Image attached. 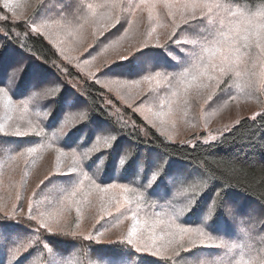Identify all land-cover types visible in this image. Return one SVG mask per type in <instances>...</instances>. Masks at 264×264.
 Instances as JSON below:
<instances>
[{
  "label": "trees",
  "instance_id": "obj_1",
  "mask_svg": "<svg viewBox=\"0 0 264 264\" xmlns=\"http://www.w3.org/2000/svg\"><path fill=\"white\" fill-rule=\"evenodd\" d=\"M238 1L255 5L264 0ZM99 2L100 0H79V4L84 5V8L83 10L80 8L74 10L75 18L69 16L67 19H61L57 16L55 20L49 19L48 23L77 29L80 23L88 20L86 5L92 4L97 11H100L103 7H100ZM38 10L39 0L36 1L26 17H20L15 23H11L12 13L0 4V17H7L9 21L7 23L0 22V27L5 30L14 28L16 32L21 33L18 40L12 37V42L7 43V47L11 49L13 54L12 60L13 62H22L26 66L25 73L17 81L19 86L15 95L9 92L12 102L18 107L16 108L18 114H16L17 119L15 121L20 123L21 131H28L31 127L36 128V133L23 138L21 147L26 145L35 146L39 149L35 155L30 156L33 158H27V160L18 156L12 150V145H7L3 151H0V159H2L0 166V206L6 203L9 206L15 204L18 209H23L22 216L28 212L30 203L33 208H40L42 211L48 207L55 210L56 213L68 214L62 211L64 207L69 205V201L63 199L66 194L76 190V196L71 201L78 200L79 205H81V203L92 201V196L97 191L94 187L95 184L104 187L109 183H128L126 180L115 178L113 168V162L118 158V155L125 153L130 154V159H132L129 161V171L137 166L139 160L145 161V172H148L149 166L154 165L158 160L168 161L164 174L157 181V184L153 185V189L157 192L172 188L174 185L170 184L169 180L185 173L186 170L180 169L174 161V159H181L191 163V165H196L210 177L224 183V186L243 191L264 204V110L255 117L244 116L240 118L229 129L221 131L220 137L216 141H208L206 144L205 141L207 140L197 136L196 138L187 137L185 140H174L162 133L155 123L145 119L139 111V106L141 103H147L146 97L152 91V87L155 90L159 89L160 97L170 89L173 91L184 89L182 79L188 80L190 75L181 77V74L187 67H179L175 71L174 60L176 59L173 60L172 57L167 56L158 57L155 55L158 50L144 49V54L137 53L135 59L126 61L107 59L100 64L96 73L92 69L87 70L89 66L86 65L84 68L83 65L81 66V61H74L76 58L65 55L58 49L57 44H54L44 33L37 34L31 31L30 24L33 20L37 24L41 23V19L36 18ZM128 13L126 9L119 14L114 22L106 24L105 27H98L92 41L81 57L97 56L104 46H110L120 40L127 39L126 30L128 29V21L131 19ZM25 21L28 22L29 26H26ZM169 27H172L176 33L171 40L169 36L172 31L169 30ZM165 32L168 34V39L165 38L159 42L171 45L168 50L173 54L171 47L175 48V45L172 44V41L182 39L183 46L179 53L181 56H185L182 48L186 44H190L188 39L195 37L196 33L190 30L174 29L171 22L159 36ZM62 35L66 39L70 38L69 32ZM4 42V36H0V43ZM155 43L149 42V44ZM134 52L135 50L132 51V53ZM157 60H159L157 66L152 72L136 76L144 64L155 63ZM105 65L110 67L107 69L110 73L106 76L101 75L106 71ZM189 69L192 73L195 72L192 67ZM156 72L161 73L158 77L159 83L155 82L157 79L153 80L151 89L137 98H131L132 102L122 97L121 93L118 94L113 91L114 83L113 87L111 86L112 81H117L120 85L122 83L129 84L133 80L141 82L144 75H153ZM163 77L168 79L160 80ZM50 80H55L62 92L52 97V101L48 102L50 104H47V107L45 105L38 107L33 99L25 96L33 83ZM97 80L100 83H96ZM102 80H104L103 83ZM25 98H27V103L23 107L22 100ZM47 109H50L47 115L39 114L47 111ZM81 111L87 114L88 119L86 121H80L71 127L62 129L64 115L68 112L78 113ZM49 122L53 127H48ZM100 127L107 128L118 137L112 148H100L84 158L82 162L79 163L78 161V165L73 158H69V163L59 166V169L61 173H67L75 168L76 171L71 176H54L52 183L45 180V177L49 173L55 172L57 168H46L45 166H49L47 161L45 165L43 163L42 157L51 152L52 146L58 147L65 155L68 153L72 157V152L75 150L82 156L83 152L94 143L95 134ZM195 135L196 133L190 136ZM16 139L20 138H8L10 142ZM64 142L72 145V147L65 146ZM14 156L15 159L12 158ZM98 157L99 159H97ZM101 158H103V164L99 165ZM93 160H96V164L91 168L88 167ZM116 176H119V172L116 173ZM41 180H45L44 185H40ZM129 187L135 188V191H144L136 184H129ZM192 187L199 189L201 185L193 184ZM194 188L192 191L196 192ZM135 191L130 194H136ZM173 193L175 192L167 193L168 195L163 198L159 195L150 196L145 191L143 193L141 201L146 203V208L142 211L143 216L137 211L136 218L142 223L144 222V227L147 230L155 225L153 231L157 237L159 233L168 231L165 223L158 224L157 221L164 222L167 218L168 213L164 212L163 207L160 206L164 205L165 207L167 205L169 208ZM18 197L19 199H17ZM92 206L94 207L93 203L90 204V208L88 205L87 212L86 207H83V213L88 215ZM170 211L172 210L170 209ZM114 212L118 213L113 210L112 217H108L107 212L100 214L104 216L103 220L100 218L89 219L88 227L79 224L82 229L80 231L76 228V221L78 220H74L77 217L76 214L69 227L84 233V235L89 233L95 235L97 230H102V225L110 229H115L112 227L113 224L116 226L125 225L122 220L123 216L119 213L120 218H117ZM129 219L131 218L129 217ZM33 226L35 227V225ZM119 236H115V238L104 236L102 239L115 241L122 238ZM165 237L169 238L166 235ZM69 239L76 240L74 248L69 253L57 254L56 257L62 260L63 264H101L99 256L93 252L94 248L112 247L111 245H90L88 241L82 238L70 237ZM157 246L160 247L159 240H157ZM187 247L188 245L185 244V248ZM232 251L235 256L231 264H236L242 255L243 259H249L250 252L245 249L235 248ZM180 255L185 254L181 252ZM69 256L71 259L68 260ZM214 256L217 254L209 255L206 253L201 256V259L224 261ZM37 258L36 264H48V261L53 259V255L41 252ZM165 259L170 260L172 264H184L183 260L173 257L171 250L166 251V255L163 257L144 254V264H165ZM187 259H191V257H187Z\"/></svg>",
  "mask_w": 264,
  "mask_h": 264
},
{
  "label": "snow or ice",
  "instance_id": "obj_2",
  "mask_svg": "<svg viewBox=\"0 0 264 264\" xmlns=\"http://www.w3.org/2000/svg\"><path fill=\"white\" fill-rule=\"evenodd\" d=\"M0 4L12 13L11 23H15L20 19L16 13V8L20 5L16 4L14 6V0H0ZM108 6L113 7L114 5ZM145 6H148L147 12L150 20L154 18V14L159 17L161 13L157 9H162L164 14L171 18L174 29L193 31L198 37V40L193 41V43L201 42L200 51L194 50L191 54L184 53L186 56L190 55L193 58L192 69H195L194 73L190 69H185L184 73L181 74V77L190 75V79H182L185 91L192 88L201 78L207 77L210 84H200L198 87L211 86L214 89H219L220 92H224L225 88L221 85L226 84L225 77L228 79L233 76L239 78L242 74L246 75L250 89L264 90V8L251 12L239 4L233 7L231 0H139V3L129 5L128 14L132 15L135 10L142 9ZM100 7H103V5ZM76 8L83 10L84 5H80L79 0H39V10L36 13V18L41 19V23L37 24L33 20L30 24L31 31L40 34L42 29L47 27L48 20H55L57 16L61 19H67L69 16L75 18L74 10ZM86 8L91 16L96 15L92 4H87ZM177 14H179V22H177ZM0 22L7 23L9 21L7 17H0ZM25 24L29 26L27 21H25ZM201 26L204 28L203 32L198 31ZM155 31L156 29L153 28L151 32L147 33V36L150 38ZM175 34V31H173L169 39L171 40ZM0 36H4L5 39L4 43H0V98L9 97V100H11L9 92L15 95L19 86L17 81L25 73L26 66L22 62H13V54L11 49L7 47V43L12 42V37L18 40L21 33L16 32L14 28L5 30L0 27ZM172 44L177 48H181L179 39L173 40ZM20 46L22 47V45ZM170 46L169 44H161L158 39L155 44H149L146 39L140 43L134 53L130 50V54L121 55L119 61L135 59L137 53L144 54V49L158 50L155 53L158 57L167 56L176 59L168 50ZM253 48L256 50L255 57L251 55ZM245 58L251 61V67L244 62ZM158 61L144 64L142 70L136 76L152 72ZM104 67L106 71L101 75L106 76L110 73L107 71L110 67L107 65ZM160 74V72H156L154 76L144 75L143 79L151 82ZM96 83H100V81L97 80ZM112 83H117V81H112ZM131 83L138 84L139 81L133 80ZM157 83H159L158 80ZM61 92L59 84L55 80H50L33 83L25 96L33 99L36 106L45 105L47 107V104H50L48 102L52 101L51 98ZM212 96L213 92H209L207 99L211 100ZM45 102L47 103L45 104ZM49 111L50 109H47V111L39 114L47 115ZM87 119V114L83 111L78 113L68 112L63 116L62 129ZM8 120H11V116L8 117ZM48 127H53L50 122ZM34 133H36L34 127L29 128L28 131H21L19 127L9 129L7 120L0 123V151H3L7 145H12V150L18 156L30 157L35 155L39 150L37 147L26 145L21 147L23 138H27ZM10 137L20 139L10 142L8 140ZM95 137L92 146L84 151L82 156L73 150L72 158L74 161L86 158L100 148L110 149L118 140V137L105 127L98 128ZM216 139L214 136L210 137L211 141H216ZM64 143L65 146L72 147V145ZM205 143L207 144L208 141H205ZM58 151H60L61 156L65 155L62 150L58 149ZM12 158L15 159L16 157ZM131 160L130 154L125 153L123 155L119 154L113 162L114 177L126 180L128 183H109L104 187L95 184L94 187L102 194V211L104 210V196L112 193L111 204L115 207V211L122 216L124 212L130 211L131 218L135 221L139 209L133 211L130 208H125V205H131L134 200L129 193L136 190L129 187V184H136L150 196L166 197L167 192H157L153 189V185H156L164 174L168 161L158 160L154 165L149 166L148 172H145L146 163L144 160H139L137 166L129 171V161ZM100 163L103 164V160H100ZM95 164L96 160H93L88 167L91 168ZM75 171L76 169L73 168L67 173H61L59 164H57L56 171L49 173L45 180L52 183V177L71 176ZM117 172H119L118 177L116 176ZM179 179V177H173L169 180V183L179 188L181 186L177 183ZM45 180H41L40 185H44ZM75 196L76 190L66 194L63 199L64 201H71ZM224 205L225 202L222 201L220 215L212 219L211 210L215 207V203L207 204L206 209L201 210L202 215H197L199 222H192V224H197V227H183L175 224L174 220L170 218L165 225L168 231L163 232L161 237L154 234L155 225H153L148 229L147 238L142 234H138L137 229L133 227L126 236L115 241H105L102 238L111 230L107 226L102 225V230H97L95 235L91 233L84 235V233L70 228L66 222L53 220L51 213H46L40 208H33L31 203L28 212L23 216L21 215L22 208L18 209L15 204L9 206L6 203L0 206V264H36V257L41 252L53 255V259L49 260L48 264H63V261L56 257L57 254H67L74 248L76 240L69 239L70 237L82 238L88 241L90 245H111L110 248H94L93 252L99 256L101 264H144V254L146 253L163 257L164 253L162 248L157 246V240H162L165 235L169 237L165 244L171 248L173 257L183 260L184 264H231L230 260L205 261L201 259L202 255L217 244L229 251L240 247V245L229 243L218 237V234L225 230V222H227V227L231 229L229 235H235L236 232V226L228 220ZM196 206L197 203L193 208ZM121 209H124V211L122 212ZM76 213L77 216L80 215L81 209L79 207L76 208ZM112 215V211L108 210L107 216L112 217ZM127 218L125 216V219ZM100 219L103 220L104 216L102 215ZM157 223L163 224L164 222L157 221ZM247 223L251 225L252 221L249 220ZM115 226V224L112 225V227ZM76 228H79V223L76 224ZM249 231L251 232V227ZM185 244L188 245L187 248H185ZM181 252L185 255H180ZM249 252V259H243L242 255L236 264H264V251L257 252L256 249L250 248ZM187 257H191V259H187ZM165 264H172V262L165 259Z\"/></svg>",
  "mask_w": 264,
  "mask_h": 264
},
{
  "label": "rangeland",
  "instance_id": "obj_3",
  "mask_svg": "<svg viewBox=\"0 0 264 264\" xmlns=\"http://www.w3.org/2000/svg\"><path fill=\"white\" fill-rule=\"evenodd\" d=\"M36 1L38 0H14V6L16 4L20 5V7L16 8L17 16L26 17ZM231 2L233 3V7L239 4L241 7L251 12L264 8V1L255 5L240 3L238 0H231ZM134 3H139V0H133L132 3L130 0H100L99 4L100 6L103 5V9L97 11L93 7L96 11L95 16H91L88 10H86V16H89L87 17L88 20L86 22L84 21V23H80L77 29H70L68 26L63 27L47 23V27L42 29V33H46V36L54 44H57L58 49L65 55L76 58L74 61H81V66L83 65L85 68L87 65L89 66L87 70L92 69L96 73L103 61L107 59H119L123 54H130V50L131 52L134 51L140 46V43L146 39L148 43L156 42L157 39L159 41H163L165 38L168 39V30L160 36L159 34L166 29L171 22V18L167 17L164 11L158 8L157 10L161 13L160 16L156 17L154 14V18L150 20L147 12L148 6H145L142 9L135 10L134 13L130 15L131 19L128 21V29L126 30L127 39L120 40L110 46H104L97 56L91 55L87 56L88 58L81 57L86 47L90 44V41H92L97 28L105 27L106 24L114 22L119 14L126 9L129 12V5ZM108 5L114 6L109 7ZM178 21L179 14H177V22ZM153 28H155L156 31L153 32L149 38L147 33L151 32ZM198 31L203 32V26H201ZM68 32L70 38L66 39L62 34L65 35V33ZM195 37L196 39L194 41H197L198 37L196 34ZM191 47L200 51L201 42L192 43ZM255 51L256 50L253 48L251 51L252 57H255ZM244 62L251 67V61L249 59L245 58ZM189 68L190 67H187V69ZM154 75L155 74H153V76ZM156 79L158 80V77H156ZM157 80L155 82H157ZM103 81L104 80H102V83ZM152 82L154 81L149 82L143 79L138 84L122 83V85H120L114 83L115 88L113 91L118 94L121 93L122 97L131 101V98H137L147 90H150L153 86ZM200 84H210V82L207 80V77H203L187 91L184 89L179 91L170 89L167 92L165 91L164 95L162 94L161 97L159 89L155 90V88L152 87V91L146 97L147 103H141L139 111L145 119L155 123L162 133L174 140H185L187 137L196 138V136H203V130L206 131V136H203L204 140H207L213 136L216 138L218 137V135H216L217 133H214L217 127H222V130L228 129L240 118L244 116L253 117L258 111L264 109V90L250 89L247 84L246 75L242 74L239 78L233 76L231 79H227L226 84L221 85V87L225 88L224 92H220L219 89H214L211 86L206 88L198 87ZM111 86L113 87V83ZM209 92H213L211 100L207 99ZM22 101L23 107L26 106L27 99ZM16 108H18L17 105L14 104L12 100H9V97L0 98V123H4L7 120L9 128L19 127L20 123L15 121L17 119L16 114H18ZM9 116H11V120H8ZM194 133H196L195 136H190ZM58 149V147L52 146L51 152L42 157L44 165L46 161L49 165L45 166L46 168L52 169L57 167V164L61 167L69 163V158H71L70 154L66 153V155L61 156ZM22 158L23 160H27V158L33 157L22 156ZM83 159L84 158L80 159L79 163L82 162ZM1 160L2 159H0V166L2 165ZM174 161L180 169L186 171L184 174L179 175L180 179L177 181L181 185L179 188L173 186L170 189L163 190L167 193L175 192L173 193V198L169 202V208H167V205H165V207L164 205L160 206L163 207L164 212L168 213L167 218L164 220V225L172 218L175 224L183 227H197L198 225L192 224V222H199L197 220V215H202L201 210L206 209L207 204L215 203V207L211 210V218L215 219L217 215H220L221 202L224 201L226 215L228 220L236 226V232L235 235H229L228 233L231 229L227 227V222H225V230L221 231L218 237L229 243L240 245V247L237 248L245 249L248 252L250 248L256 249L257 252L264 251V204L243 191L224 186V183L210 177L196 165H191V163L181 159H174ZM75 162L78 165V161ZM193 184H199L201 187L195 189L192 187ZM193 188L196 192L192 191ZM135 193L134 195L129 193L134 200L131 205H125V208H130L133 211L138 208L139 213L143 216L142 211L146 208V203L141 201L144 191L140 192L139 190L135 191ZM92 194L94 195V192ZM101 195V193L96 191L95 195L92 196L91 202L87 201L81 203V205H79L80 202H78V200L74 202L69 201V205L62 210L68 214L62 215V213H56L55 210L48 207L43 211L51 213L53 220L66 222L69 226L73 221L72 218L77 214L76 208L79 207L81 213L79 216L76 215L77 217L74 220H78L76 222L79 223L80 226L88 227L89 219H99L101 216L100 214H104L108 210H115V207L111 204L112 193H109L104 196V210L102 211ZM190 201L193 202L190 203ZM91 203L94 205V207L92 206L91 212L88 215L87 213H83V207H86L85 209L87 212V207L89 205L90 208ZM195 203H197V206L193 208ZM170 209L172 211H170ZM121 211L123 212L124 209H121ZM114 214L115 217L120 218L119 213L114 212ZM125 216L128 218L125 219ZM129 217L131 218V212H124L122 220L125 225L119 224L115 226V229H111L113 231H109L105 236L115 238V236L120 235L119 237H124L135 227L138 234H142L147 238L149 232L147 228L144 227V222L142 223L141 220L137 218L134 221L132 218L129 219ZM249 220L252 221L251 225L247 223ZM250 227L251 232L249 231ZM78 230L80 231L82 229L79 227ZM123 231L125 232L123 233ZM161 236L162 234L159 233L158 237ZM168 239L169 238L165 236H163L161 241L158 239L159 245L164 253L163 255H166V251L171 250V248L165 244ZM232 250L229 251L217 244L214 248L209 249L207 253L209 255L217 254V256L214 257L224 261H232L235 256ZM69 259H71L70 256L68 257V260ZM37 261L38 258L36 259V263ZM97 261L99 260L97 259Z\"/></svg>",
  "mask_w": 264,
  "mask_h": 264
}]
</instances>
